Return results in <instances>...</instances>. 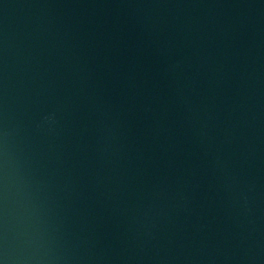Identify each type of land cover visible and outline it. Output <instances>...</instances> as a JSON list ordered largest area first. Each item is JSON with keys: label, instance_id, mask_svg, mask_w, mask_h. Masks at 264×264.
Returning <instances> with one entry per match:
<instances>
[{"label": "water", "instance_id": "water-1", "mask_svg": "<svg viewBox=\"0 0 264 264\" xmlns=\"http://www.w3.org/2000/svg\"><path fill=\"white\" fill-rule=\"evenodd\" d=\"M0 264H264V0H0Z\"/></svg>", "mask_w": 264, "mask_h": 264}]
</instances>
